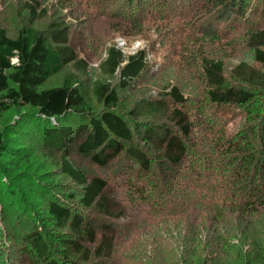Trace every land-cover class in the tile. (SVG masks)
<instances>
[{"label": "trees", "instance_id": "obj_1", "mask_svg": "<svg viewBox=\"0 0 264 264\" xmlns=\"http://www.w3.org/2000/svg\"><path fill=\"white\" fill-rule=\"evenodd\" d=\"M93 1L102 7V11L118 7L127 15L133 13L132 8L136 7L138 11L145 5L131 17L134 22L144 14H159L163 4L176 8V2L189 5L203 1L204 12L214 13L235 7L241 16L250 0ZM49 2H24L28 24L15 37L0 27V117L12 108L29 107L32 112L24 120H30L29 127L38 137L37 142L30 145L26 142L29 140L25 137L26 132L21 136L9 125L0 131V198L2 195L12 198L15 189L23 187L40 207L30 216V225L21 231L14 227L12 217L1 214L3 222L10 226L6 229L7 238L27 247L31 264H93L94 261L105 264L112 261L117 231L108 223L96 225L88 211L93 208L101 214L115 216L109 211V201L105 197L106 181L99 176L88 178L71 163L69 155L74 151L88 157L91 163L105 167L123 154L135 161L134 176L145 175L151 187L162 193L164 203L158 211L165 210L164 215L184 218L191 223L199 218L211 222L213 228L205 233V237L212 245L216 241L217 261L210 256L188 264H231L236 253H240L243 264H264V27L248 29L246 43L251 48L255 66L238 63L231 71L233 82L224 76L222 59L206 55L200 59L201 108L235 107L241 110L247 124L242 131L235 134L190 131V119L184 110L189 99L176 85L165 92L164 98L143 97L129 111L137 118L142 114L166 116L162 110H168L171 126L154 119H133L132 128L117 108L119 89L131 88L141 76L146 65L145 52L139 49L125 56L116 46L107 47L98 66L101 75L92 82V93L101 104L96 113L91 111L78 84L69 76L59 85L44 87L48 78L67 64L80 71L86 67L71 45V23L56 13L48 18L51 14ZM150 6L151 12H148ZM47 18L43 28L35 26L36 21ZM209 35L203 34V37ZM115 75L116 85L111 81ZM208 116L211 118L210 114ZM45 146L56 148L60 172L80 186L77 205L68 203L47 186L42 181L43 175L37 178L23 168L36 148ZM193 159L195 165H192L197 166L194 169L196 179L175 178L176 168ZM154 167L164 169L159 178L154 176L157 170ZM24 207L25 210L16 205L28 215V208ZM1 211L5 213L2 207ZM119 211L124 212V207ZM236 228L252 237L251 249L248 247L244 255L242 247L232 242L233 237L223 236ZM201 234L193 233L192 244L196 242L195 246L206 252L205 247L198 246ZM239 241L247 243L249 240L239 238ZM2 248L0 243V250ZM208 251L214 252L211 247ZM197 253L200 254L199 250ZM0 264L5 263L0 261Z\"/></svg>", "mask_w": 264, "mask_h": 264}, {"label": "rangeland", "instance_id": "obj_2", "mask_svg": "<svg viewBox=\"0 0 264 264\" xmlns=\"http://www.w3.org/2000/svg\"><path fill=\"white\" fill-rule=\"evenodd\" d=\"M25 1L0 0V27L11 37H15L18 31L28 24L23 11ZM67 1L70 2L67 4ZM247 3L241 16H238L235 7L223 13L204 12L203 1L189 5H179L176 2V8L163 4L162 8L159 7L161 10L159 14L155 16L144 14L139 21L132 22L131 17L145 5L140 6L138 11L136 7L132 8L130 11L133 13L127 15L118 7L102 11V7L93 0H50L51 14L48 18L56 13L64 21L71 23V45L77 58L83 60L86 67L80 71L72 64H67L58 73L50 76L44 87L59 85L66 76H69L78 84L91 111L96 113L100 110L101 104L92 93V82L101 75L98 66L105 57L107 47L114 45L121 49L125 56L142 49L146 54V65L141 76L131 88L119 89L120 100L117 108L130 122L132 128L133 119L138 121L154 119L171 126L168 110H162L166 116L142 114L137 118L129 111L141 98H164L165 92L176 85L189 99L184 110H187L190 119V131H226L227 134H235L247 125L241 110L235 107L201 108L203 82L199 64L204 55L222 59L224 76L231 82H233L231 71L238 63L255 66L251 48L246 43V33L251 27H264V0H250ZM148 12H151V6ZM144 13L147 11L144 10ZM48 18L36 21L35 26L43 28ZM207 33L210 35L203 37V34ZM111 81L116 85V75ZM30 112L32 110L29 107L12 108L4 112L0 117V131L5 125L13 126L14 131L21 136L22 132H26L25 137L29 138L26 142L30 145L36 143L38 137L34 136V129L29 127L30 120H24ZM18 122L20 123L16 125ZM25 137L22 139H26ZM69 160L88 178L99 176L106 181L105 197L109 201V211L115 216L101 214L93 208L88 209L96 225L108 223L117 231L113 260L105 264H182L181 262L188 264L200 258L208 259L210 256L217 261L215 254L217 250L214 251L217 243L213 241L212 245L205 237V233L213 228L211 222L199 218L195 223H191L184 218L164 215L163 213L167 212L165 210L158 211L164 203L163 195L151 187L145 175L134 176L136 165L131 157L121 154L107 166L100 167L91 163L88 157L73 151L69 155ZM192 164L194 159L187 165L177 167L173 173L174 177L196 179L194 169L197 166ZM23 168L34 173L37 178L38 175H43L42 181L47 186L68 203L78 204L80 186L60 172V158L56 148L51 146L38 150L36 148L30 161ZM154 168L157 169L154 176L159 178L160 171L164 169ZM203 172L207 173V170ZM134 185L139 186V189ZM23 190V187L16 188L12 198L6 195L0 198V243L3 245L0 250V261L5 264H31L27 247L20 241L7 238L9 236L5 233L10 226L3 222L1 216L7 214L12 217V223L19 231L30 225V216H33L40 207L31 199L33 197ZM16 205L23 207L24 210L26 206L28 215L23 214ZM1 207L5 209V213L1 211ZM122 207L124 212L119 211ZM187 226L193 227H190V230ZM194 232L203 234L198 246L205 247L206 252H201V248L195 246V241V244H192ZM223 236L233 237L232 242L242 247L243 255L248 247L251 249L249 244L252 237L240 233L237 228ZM239 238L249 241L245 243L239 241ZM208 247L214 252L209 253ZM198 250L200 254L197 253ZM193 253H197L198 256L197 254L192 256ZM240 259V253H236L231 264H243ZM93 264L100 263L94 261Z\"/></svg>", "mask_w": 264, "mask_h": 264}]
</instances>
